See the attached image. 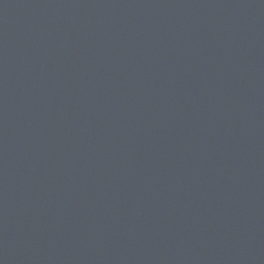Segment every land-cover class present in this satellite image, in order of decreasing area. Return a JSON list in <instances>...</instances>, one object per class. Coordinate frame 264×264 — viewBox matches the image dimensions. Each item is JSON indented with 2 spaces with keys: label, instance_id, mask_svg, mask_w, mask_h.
<instances>
[{
  "label": "water",
  "instance_id": "obj_1",
  "mask_svg": "<svg viewBox=\"0 0 264 264\" xmlns=\"http://www.w3.org/2000/svg\"><path fill=\"white\" fill-rule=\"evenodd\" d=\"M0 264H264V0H0Z\"/></svg>",
  "mask_w": 264,
  "mask_h": 264
}]
</instances>
